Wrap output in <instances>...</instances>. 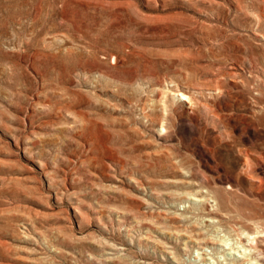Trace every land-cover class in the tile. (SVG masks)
Listing matches in <instances>:
<instances>
[{
    "label": "rangeland",
    "instance_id": "374dc122",
    "mask_svg": "<svg viewBox=\"0 0 264 264\" xmlns=\"http://www.w3.org/2000/svg\"><path fill=\"white\" fill-rule=\"evenodd\" d=\"M263 257L264 0H0V264Z\"/></svg>",
    "mask_w": 264,
    "mask_h": 264
},
{
    "label": "bare ground",
    "instance_id": "6f19581e",
    "mask_svg": "<svg viewBox=\"0 0 264 264\" xmlns=\"http://www.w3.org/2000/svg\"><path fill=\"white\" fill-rule=\"evenodd\" d=\"M178 96H185L184 94H181V93H179L178 94ZM247 160V159H246ZM248 162H249V160H247ZM200 201L201 200H205V198H202V197H205L204 195H200ZM207 199V198H206ZM207 200H209V199H207ZM206 201V200H205ZM204 201V202H205ZM215 208V207H214ZM219 208V207H218ZM217 210V209H216ZM219 210V209H218ZM214 211V210H213ZM211 212V211H210ZM213 213V212H212ZM216 213H217V211H216ZM210 214V213H209ZM214 214V213H213ZM211 218V217H210ZM213 219V218H212ZM260 231V230H259ZM259 233V232H258ZM247 234V233H246ZM242 235V234H241ZM251 235V234H250ZM250 235L249 234H247V238L248 239H251V241L253 240V237L255 238V236L256 235H254L253 237H250ZM245 237H246V235H245ZM246 239V238H245ZM260 239V238H259ZM253 241H255V240H253ZM252 241V242H253ZM251 242V243H252ZM224 242H223V240L222 239H220V238H215V239H211V238H207V237H203V239H200V238H198L197 240H196V244L198 245V247L200 248V249H202V250H207L208 248L206 247L207 245L209 246V245H219V246H224V244H223ZM226 243V242H225ZM248 243V242H247ZM248 244H250V243H248ZM254 244V243H253ZM252 244V245H253ZM257 244V243H256ZM226 245V244H225ZM251 245V244H250ZM256 246H258V245H256ZM256 246L254 245V248H256ZM252 248H253V246H251ZM250 247V248H251ZM253 248V249H254ZM258 248V247H257ZM255 249V251L257 250V251H260V250H258V249ZM262 249V248H261ZM252 251V250H251ZM254 251V252H255ZM263 251L261 250V253H262ZM248 253H250V251H248ZM259 253V252H258ZM260 253V254H261ZM252 254V253H251ZM245 255H246V251H245ZM264 258V257H263ZM250 260V259H249ZM256 262H254V260L252 261V260H250V262H247L246 264H264V260H260V259H257V260H255Z\"/></svg>",
    "mask_w": 264,
    "mask_h": 264
}]
</instances>
